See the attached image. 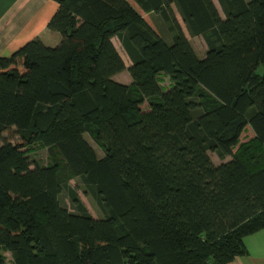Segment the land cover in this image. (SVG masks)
I'll list each match as a JSON object with an SVG mask.
<instances>
[{"label":"trees","instance_id":"1","mask_svg":"<svg viewBox=\"0 0 264 264\" xmlns=\"http://www.w3.org/2000/svg\"><path fill=\"white\" fill-rule=\"evenodd\" d=\"M54 1L57 44L33 38L0 57V251L12 264L245 255L243 238L264 228V0H216L222 18L211 0ZM122 71L127 84L114 79ZM33 144L46 164L30 167Z\"/></svg>","mask_w":264,"mask_h":264},{"label":"crops","instance_id":"2","mask_svg":"<svg viewBox=\"0 0 264 264\" xmlns=\"http://www.w3.org/2000/svg\"><path fill=\"white\" fill-rule=\"evenodd\" d=\"M55 9L54 0H0V57L33 38L56 45L59 40L46 28ZM243 243L247 253L225 264H264V228L245 236Z\"/></svg>","mask_w":264,"mask_h":264},{"label":"rangeland","instance_id":"3","mask_svg":"<svg viewBox=\"0 0 264 264\" xmlns=\"http://www.w3.org/2000/svg\"><path fill=\"white\" fill-rule=\"evenodd\" d=\"M217 10L218 15L222 18L223 15L221 13V10L216 2V0H211ZM172 11L174 13V17L177 20L180 28L182 29L184 35L188 38L192 49L194 51V53L196 54V56L201 57L204 55V50L206 49L203 39L201 36H195V37H190L186 31L183 28V25L180 21V18L178 16V14L176 13L175 9L172 6ZM155 17H157L158 15H154ZM154 17V18H155ZM162 21L160 20L159 23H161ZM156 24V23H155ZM162 24V23H161ZM163 24H165L163 22ZM157 26V24H156ZM158 28V26H157ZM158 31L161 35V37L163 36V33L161 32V30L158 28ZM52 33L57 37V39L59 40V34L57 32H53ZM165 33V32H164ZM167 42L170 41L169 40H165ZM112 43L116 49V51L118 52V54L120 55V58L122 59L123 63L125 66H127L129 64V60L126 57V55L123 53V51L121 50L118 41L116 40V38H112ZM115 81L121 82V83H128L130 81V78L127 74L126 71H122L121 73H118L117 75L114 76ZM163 85L167 84L166 79H163ZM200 113V108H196L193 110L192 115L193 117H195L196 115H198ZM249 132L248 131H243L241 132L240 136H239V142L245 141L248 137H249ZM83 137L86 140V142L91 146V148L93 149L95 155L101 156L102 152L101 150L96 146V144L89 138V136L86 133H83ZM47 149L45 147H41L37 144H33L30 146L29 151L26 153V156L30 162V167H33V165H44L46 164L49 159L47 157ZM207 155L210 159V161L212 162V164L217 165L221 162L227 161L229 160V157H224V158H218L216 156L215 153L211 152V151H207ZM68 184L71 187H74V189L76 190L77 196L79 197V199L81 200V202L83 203V205L85 206V208L87 209V211L89 212V214L94 217V218H98L100 217V215H102V213L98 210L94 199L88 194L84 192L83 186L81 185L80 179L78 177H72L68 180ZM59 201L62 205H64L65 207H67L69 210H72L73 208L71 207V204L68 200V196H67V190L63 189L60 194H59ZM0 254L3 256L4 259V264H12L11 262V257L10 254L7 251H0Z\"/></svg>","mask_w":264,"mask_h":264}]
</instances>
